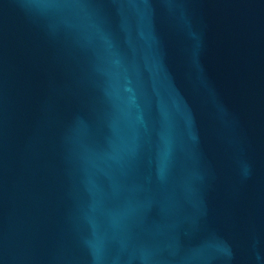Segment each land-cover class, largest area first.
Wrapping results in <instances>:
<instances>
[{
    "label": "water",
    "instance_id": "water-1",
    "mask_svg": "<svg viewBox=\"0 0 264 264\" xmlns=\"http://www.w3.org/2000/svg\"><path fill=\"white\" fill-rule=\"evenodd\" d=\"M0 264H264V0H0Z\"/></svg>",
    "mask_w": 264,
    "mask_h": 264
}]
</instances>
